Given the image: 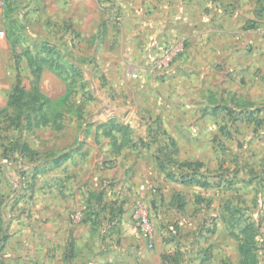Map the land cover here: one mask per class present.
Listing matches in <instances>:
<instances>
[{
  "label": "rangeland",
  "instance_id": "374dc122",
  "mask_svg": "<svg viewBox=\"0 0 264 264\" xmlns=\"http://www.w3.org/2000/svg\"><path fill=\"white\" fill-rule=\"evenodd\" d=\"M104 7L103 0H0V264H22L21 253L11 254L27 249L21 220L33 227L45 224L59 205V219L78 236V242L71 235L63 245L64 260L76 249L78 258L92 255L95 264H198L200 256L190 249H212V264H239L236 249L244 236L227 233L249 220L257 264H264L263 26L238 14V41L219 47L220 53L215 49L202 59L201 48L185 40L154 55L149 49L138 59L141 47L124 45L120 30L107 24L111 17ZM17 82L26 93L38 89L49 99L43 109L49 123L33 126L38 106L26 105V95L18 107L7 105ZM69 88L72 94L63 102ZM54 111L61 113L56 123ZM103 120L118 124L119 143L132 135L127 125L133 123V136L143 137L136 149L158 150V167L162 163L176 180L157 183L161 176L149 157L136 167L126 151H135V142L111 148L108 139L87 135L84 126L103 130ZM24 143L36 152L33 157L21 153ZM111 149L125 152L111 159ZM122 160L133 163L126 168L128 178H102L98 185L97 175ZM142 166L152 178L141 193L130 174ZM67 184L77 187L78 195ZM100 189L101 205L98 198L90 202L89 190ZM173 194L178 197L172 202ZM140 204L148 211L151 241L132 219ZM122 212L133 234L121 231ZM11 222L20 225L14 235ZM97 231L103 240L97 234L84 240L85 233Z\"/></svg>",
  "mask_w": 264,
  "mask_h": 264
},
{
  "label": "crops",
  "instance_id": "0c3cea01",
  "mask_svg": "<svg viewBox=\"0 0 264 264\" xmlns=\"http://www.w3.org/2000/svg\"><path fill=\"white\" fill-rule=\"evenodd\" d=\"M252 1L253 0H103L105 5L104 11L111 17V19L107 21V24L109 26H115L120 30L119 34L123 38L124 45L129 44L131 47L134 46L135 49H137V46L141 47L138 52H135L138 59L144 57L149 49V53L154 55L159 52L157 51L158 49H162V47L167 44L170 47H174V45H180L185 40L186 42L189 41L192 46L201 48V52H203L202 59H205L206 56L209 57L211 54H215V49L220 53L218 49L219 47L223 46V49H226L232 44H236V41H238L240 24L238 14L245 17L247 20H251L253 25L259 24V28H261V26L264 28V0ZM255 13L257 14V17L255 16ZM258 14H263V16H258ZM244 104L247 106H253L251 102H244ZM103 122L105 124V120H103ZM163 122H161V124L159 122L158 126H164ZM136 125L141 126L142 124L137 121ZM127 126L132 132V135H129V138H126L125 147L129 148L127 144H131L133 141L135 142V145L132 149L135 150L137 148L136 146L142 143L143 137H137L136 139V137L133 136V123H130V125L128 124ZM91 128L92 125H88L87 127L84 126V130L89 133L87 135H91L95 141L100 139V137H102L103 140L108 139L109 146L112 148V145L114 144L110 136H105L103 130H99V126L90 131ZM112 133L116 132L112 131ZM114 136L117 139L116 135ZM109 139L112 140V142H110ZM119 140L117 141V144H119ZM154 140L155 138H153V141ZM107 151L109 154H112L109 155L111 159H119L125 152H121L122 149H111ZM126 151H130V156L134 155L133 163L135 162V166L145 163V160L148 157L151 158L150 161H152V159L155 160V169L158 170L157 174L161 176H157V183L159 181L171 182L172 180H176V177L165 173L166 166L165 168L158 167L156 161V159L159 158L158 150L147 151L140 146L135 151L128 149ZM176 152L171 156L174 159L176 158ZM179 161L184 162L186 160ZM133 163H131V161L122 160L120 166L117 161V166L114 169L101 171L103 177L100 173L96 178L98 185L101 184L99 180L102 178L115 177L117 178L116 180L124 181L128 178V175H126V168H131ZM123 165L127 166L122 169L121 167H123ZM136 167L132 169L133 173L130 170L132 173L130 175H132L133 185H135L137 190H141L140 192L142 193L143 188L149 184V180L152 177H147V174L144 173L146 167L142 166L139 171ZM70 168V164L68 163L66 170H70ZM119 168H121V170ZM62 170L63 169H61V172ZM151 174L153 173L151 172ZM77 183H79V181H77ZM142 183H144V185ZM158 186L162 187L164 186V183ZM68 188L75 191V194L78 195L79 190H77V187L71 185ZM80 189H82V187ZM101 190L102 189L98 191L89 190L87 199L91 202L94 201V198H98V196L102 197ZM174 194L177 195V193ZM174 194L172 195V202L174 198L178 197ZM73 196L74 195L72 194L71 197L73 198ZM101 203L102 200L99 198L98 204L101 205ZM48 206H50V203L45 202L41 209L46 213L49 209ZM57 208L58 209L52 212L49 217L47 216V218L43 219V221H46L45 224L39 222L38 226L33 227L28 226V223L25 224L23 220L20 222L21 226L16 222H11L9 224L11 235H14L13 232L15 228H17L16 225H18L20 226L19 229H21V233H26V235H22L23 238H27V249H12V256L15 258L16 254L21 253V256H23L22 264H95L96 261L92 255L90 258H88V256L85 258H78L79 256L76 255V249L71 253L73 254L71 258H68L67 260L62 258V254L64 253L62 247L65 242H67L68 239H71V235L72 237H75V241L78 242V236L75 227L72 225L68 226L66 222L59 219V214L62 212L63 207L59 205ZM223 222L227 225L228 229L231 227L228 220L227 222L223 220ZM120 223L122 224L121 231H127L129 229L132 234L134 233L133 228L128 226V220L124 212H122V215L120 216ZM246 223L252 224L249 220L244 224ZM234 227H236V225H234ZM20 231L15 232L16 237ZM95 232L92 235L88 232L85 233L84 240H89L90 238L95 239L97 237H95V234L98 235L99 239H104L101 231H97L100 233V237L99 234ZM227 234L230 237L235 238L230 231ZM138 237L140 240H144V237L140 233L138 234ZM48 246H53L55 249H47ZM39 247H43V249H40ZM190 250L193 251L192 254L195 255V258H197L198 255L200 256L198 264H212V262L214 263V260L216 261V253L212 251V249H196L197 251L194 249ZM236 251H238V249H236ZM223 253L225 256H229L230 251L224 250ZM50 255L53 256L50 257ZM238 257H240L239 253ZM99 263L104 264V261H100ZM191 264H196V262H192Z\"/></svg>",
  "mask_w": 264,
  "mask_h": 264
},
{
  "label": "trees",
  "instance_id": "16d2710c",
  "mask_svg": "<svg viewBox=\"0 0 264 264\" xmlns=\"http://www.w3.org/2000/svg\"><path fill=\"white\" fill-rule=\"evenodd\" d=\"M37 72L40 71V67H38L37 69ZM17 92H19L17 94ZM72 94V90L69 88L66 93L64 94V96L62 97V101H66L70 95ZM24 95H26L29 99L28 101L25 102L26 105H30L32 106L33 104H37L38 107H36V111L39 112V115H38V119L33 121V126L34 127H37L39 126L40 124L41 125H45L47 123H49L51 121V118L48 116V113L43 111V109H46L48 108V102H49V99L44 96L43 94H41L38 89H32L31 92H28L26 93L25 90L20 87L19 83L17 82L14 89H13V93L9 96V99H8V102H7V105L8 106H12L14 105L15 107H18L19 104H20V101L22 99V97H24ZM24 104V105H25ZM22 111H19V113L17 114V117H20ZM53 115V123H56V120H58V118L61 117V113H57V112H52ZM27 118L30 122H32V119H30V117L27 115ZM35 122V123H34ZM108 128V129H104V128ZM102 128V127H101ZM114 128H118V124L115 123V120H110L109 121V125L108 123L104 124L103 125V134L105 136H110L111 139L113 140V144L116 145L117 144V139L115 138V134L112 133V131H115ZM125 127H122V129H124ZM112 131H111V130ZM122 144H126V135L124 137L123 135V138H122V141L119 143V146L122 145ZM118 145V144H117ZM21 153H25L27 154L29 157H33L36 152L34 150H32L26 143L22 144L21 145ZM185 166H191L192 165V162H185L184 163ZM159 166L160 168H165L163 167L162 163H159ZM202 186H205L206 183H201ZM99 198H102V197H99L98 196V199ZM255 231V227L250 224V223H246L244 224L242 227H239L238 228V231L237 232H230L233 236L236 234V237L237 236H240V237H243L244 238L242 239L243 241H239L240 243L238 244V252L240 254V263L239 264H257L258 261H257V256H256V253L253 249V246H252V242L250 241V239H253L254 233Z\"/></svg>",
  "mask_w": 264,
  "mask_h": 264
},
{
  "label": "built area",
  "instance_id": "2783aa9c",
  "mask_svg": "<svg viewBox=\"0 0 264 264\" xmlns=\"http://www.w3.org/2000/svg\"><path fill=\"white\" fill-rule=\"evenodd\" d=\"M4 36V32L0 30V37ZM132 219L136 228L140 233L144 234L150 241L152 240V225L149 219L147 209L142 205H136L132 211ZM151 244V243H150Z\"/></svg>",
  "mask_w": 264,
  "mask_h": 264
}]
</instances>
